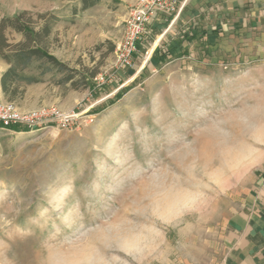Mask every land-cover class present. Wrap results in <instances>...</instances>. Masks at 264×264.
I'll use <instances>...</instances> for the list:
<instances>
[{
	"label": "rangeland",
	"instance_id": "obj_1",
	"mask_svg": "<svg viewBox=\"0 0 264 264\" xmlns=\"http://www.w3.org/2000/svg\"><path fill=\"white\" fill-rule=\"evenodd\" d=\"M129 7L0 0V21L29 11L37 27L52 24L50 53L96 75L94 89H75L48 74L13 100L83 115L69 130L0 131V264L219 262L229 219L264 167V60L215 55L205 40L187 55L195 27L183 22L157 32L154 52L175 43L176 57L149 56L153 35L119 68ZM36 67L26 74L40 77Z\"/></svg>",
	"mask_w": 264,
	"mask_h": 264
},
{
	"label": "crops",
	"instance_id": "obj_2",
	"mask_svg": "<svg viewBox=\"0 0 264 264\" xmlns=\"http://www.w3.org/2000/svg\"><path fill=\"white\" fill-rule=\"evenodd\" d=\"M120 1L131 6L137 0ZM168 19L160 16L151 27L148 37H158L152 53L162 39L157 32L168 25ZM183 22L195 27L181 45L187 55L200 54L195 43L205 40L215 55L236 57L244 63L264 60V0H188L175 24ZM172 44L177 54L179 49ZM8 68L0 59L2 73ZM222 247L217 264H264V167L231 215Z\"/></svg>",
	"mask_w": 264,
	"mask_h": 264
},
{
	"label": "trees",
	"instance_id": "obj_3",
	"mask_svg": "<svg viewBox=\"0 0 264 264\" xmlns=\"http://www.w3.org/2000/svg\"><path fill=\"white\" fill-rule=\"evenodd\" d=\"M100 2L101 0H82V10L93 8ZM114 2L119 1L114 0ZM39 17L41 19L51 18L54 22L58 20L57 17L49 14H40ZM32 22L31 13L27 10L12 17H4L0 21V56L9 64V68L1 77V88L4 96L9 101H13L17 96L24 94L26 86L42 83L43 79L41 78L43 76L54 73L62 76L57 82L59 86L71 84L72 88L75 89L82 86L83 88L94 89L92 80L96 77L95 74L85 77L84 73L70 68L49 52L46 39L52 34V24L45 23L37 27ZM9 29L22 34L24 40L15 45L10 44L6 37V32ZM173 57H176L174 48L158 49L153 54L155 61L160 64ZM34 65L40 71V77L26 74ZM76 78L79 80L77 81ZM81 80L85 83H82ZM14 131L27 132L29 129L15 127Z\"/></svg>",
	"mask_w": 264,
	"mask_h": 264
},
{
	"label": "built area",
	"instance_id": "obj_4",
	"mask_svg": "<svg viewBox=\"0 0 264 264\" xmlns=\"http://www.w3.org/2000/svg\"><path fill=\"white\" fill-rule=\"evenodd\" d=\"M188 0H137L129 7L122 36L114 42V55L119 68H129L135 64L139 45L145 43L156 19L168 17L167 33L177 22ZM2 71L0 70V131L16 132L15 127L41 130L58 127L69 130L79 121L82 112H61L54 107H40L25 110L15 101L5 98L1 88ZM104 81L100 75L96 79Z\"/></svg>",
	"mask_w": 264,
	"mask_h": 264
},
{
	"label": "bare ground",
	"instance_id": "obj_5",
	"mask_svg": "<svg viewBox=\"0 0 264 264\" xmlns=\"http://www.w3.org/2000/svg\"><path fill=\"white\" fill-rule=\"evenodd\" d=\"M152 54V51H150L149 56Z\"/></svg>",
	"mask_w": 264,
	"mask_h": 264
}]
</instances>
